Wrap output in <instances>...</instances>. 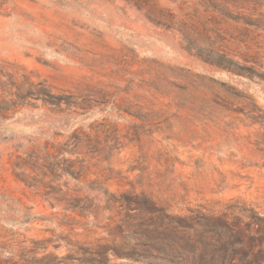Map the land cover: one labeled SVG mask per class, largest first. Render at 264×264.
Here are the masks:
<instances>
[{
  "label": "rangeland",
  "instance_id": "rangeland-1",
  "mask_svg": "<svg viewBox=\"0 0 264 264\" xmlns=\"http://www.w3.org/2000/svg\"><path fill=\"white\" fill-rule=\"evenodd\" d=\"M0 264H264V0H0Z\"/></svg>",
  "mask_w": 264,
  "mask_h": 264
}]
</instances>
